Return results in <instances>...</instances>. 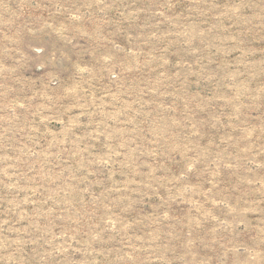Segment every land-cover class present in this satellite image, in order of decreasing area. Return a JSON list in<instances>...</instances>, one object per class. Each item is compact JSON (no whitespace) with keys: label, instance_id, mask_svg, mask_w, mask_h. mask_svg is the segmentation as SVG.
<instances>
[{"label":"rangeland","instance_id":"1","mask_svg":"<svg viewBox=\"0 0 264 264\" xmlns=\"http://www.w3.org/2000/svg\"><path fill=\"white\" fill-rule=\"evenodd\" d=\"M0 264H264V0H0Z\"/></svg>","mask_w":264,"mask_h":264}]
</instances>
